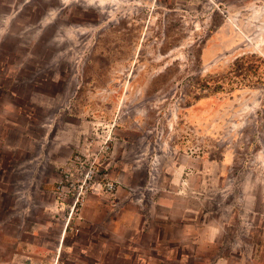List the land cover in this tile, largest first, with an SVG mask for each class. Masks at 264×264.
<instances>
[{"label": "rangeland", "instance_id": "rangeland-1", "mask_svg": "<svg viewBox=\"0 0 264 264\" xmlns=\"http://www.w3.org/2000/svg\"><path fill=\"white\" fill-rule=\"evenodd\" d=\"M252 53L264 0H0V264H264Z\"/></svg>", "mask_w": 264, "mask_h": 264}, {"label": "trees", "instance_id": "trees-1", "mask_svg": "<svg viewBox=\"0 0 264 264\" xmlns=\"http://www.w3.org/2000/svg\"><path fill=\"white\" fill-rule=\"evenodd\" d=\"M264 62V59L261 56H258L255 53L245 54L237 57L231 64L229 75L232 78H241V81L246 82L249 78L252 79L257 75H261V62ZM264 70V68H263ZM262 80L256 78L255 80H249L248 83H259ZM222 78H210V77H200L196 76L192 79L190 84L192 85L195 91H199L198 95L201 94V91L206 88H212L213 91L218 90L219 87H222ZM197 95V96H198ZM197 96L195 98H197Z\"/></svg>", "mask_w": 264, "mask_h": 264}, {"label": "crops", "instance_id": "crops-1", "mask_svg": "<svg viewBox=\"0 0 264 264\" xmlns=\"http://www.w3.org/2000/svg\"><path fill=\"white\" fill-rule=\"evenodd\" d=\"M34 184V183H33Z\"/></svg>", "mask_w": 264, "mask_h": 264}]
</instances>
